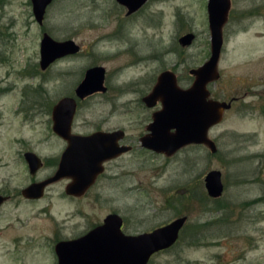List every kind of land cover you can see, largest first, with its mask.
Listing matches in <instances>:
<instances>
[{
	"label": "rangeland",
	"instance_id": "obj_1",
	"mask_svg": "<svg viewBox=\"0 0 264 264\" xmlns=\"http://www.w3.org/2000/svg\"><path fill=\"white\" fill-rule=\"evenodd\" d=\"M208 1L148 0L127 16L116 0H55L40 25L31 0H0V191L11 195L0 209V264H58L59 240L82 235L111 212L134 234L188 217L178 243L150 264H264V0H231L220 78L209 85L212 98L232 101L209 131L217 153L194 144L172 156L140 148L160 108L146 107L142 97L158 75L172 70L187 88L190 70L211 55ZM44 32L75 39L81 53L43 71ZM187 33L195 39L183 46ZM92 66L106 69L107 91L80 101L73 130L124 129L137 148L111 164L117 178L104 177L84 198L66 197L65 182L38 200L24 198L22 189L52 173L64 146L53 131V105L74 96ZM28 150L44 161L34 176ZM211 170L222 172L219 198L205 187Z\"/></svg>",
	"mask_w": 264,
	"mask_h": 264
},
{
	"label": "water",
	"instance_id": "obj_2",
	"mask_svg": "<svg viewBox=\"0 0 264 264\" xmlns=\"http://www.w3.org/2000/svg\"><path fill=\"white\" fill-rule=\"evenodd\" d=\"M54 1L31 0L34 17L40 25L44 24L47 10ZM117 1L127 7L129 15L148 2ZM230 8L231 0L208 1L211 55L203 65L190 70L195 77L191 86L180 87L176 74L165 70L158 76L152 92L143 98L148 107H154L158 100L162 102V108L153 114L148 133L141 138V144L145 148L172 156L188 145L204 144L212 153H217V144L209 137V131L223 120L225 112L232 107V101L212 98L209 85L220 78L219 62L225 42L223 30ZM194 39V33H187L179 42L183 46H189ZM80 50V45L74 39L57 40L44 32L40 42V68L45 71L58 59L77 54ZM105 76L106 69L103 66L89 68L76 88V95L85 98L96 92L107 91ZM76 109V99L69 96L62 97L54 106L53 130L69 144L61 156L57 173L23 188L22 195L25 198L40 199L48 185L67 175L77 178L67 187V193L80 196L93 180L84 176L82 171L96 167V172H100L99 166L104 160L131 149L118 146L116 142L122 137L123 131L97 132L89 136L72 133ZM25 158L31 174H35L43 166L42 158L33 151L26 152ZM205 187L210 197H221L224 191L222 172L209 171L205 176ZM8 199V196L0 194V209ZM187 219V216H181L150 233L126 235L121 229V217L111 214L103 225L84 236L58 242L55 246L58 264H148L153 254L168 249L177 242Z\"/></svg>",
	"mask_w": 264,
	"mask_h": 264
},
{
	"label": "flooded vegetation",
	"instance_id": "obj_3",
	"mask_svg": "<svg viewBox=\"0 0 264 264\" xmlns=\"http://www.w3.org/2000/svg\"><path fill=\"white\" fill-rule=\"evenodd\" d=\"M117 1V0H116ZM118 2V1H117ZM119 3V2H118ZM120 4V3H119ZM121 5V4H120ZM123 7H125L124 5H122ZM126 9H127V7H125ZM127 12H128V9H127ZM136 13V12H135ZM135 13H133V14H135ZM133 14H131V15H129L128 13H126V15L127 16H132ZM56 39V38H55ZM71 39V38H70ZM75 40V39H74ZM76 41V40H75ZM77 44H79V43H77ZM80 45V44H79ZM80 47H81V45H80ZM81 50H82V48H81ZM81 50L77 53V54H74V55H69V56H66V57H64V58H61V59H58L57 61H59V60H62V59H65V58H68V57H72V56H76V55H78V54H80L81 53ZM56 61V62H57ZM56 62H54V63H56ZM53 63V64H54ZM52 64V65H53ZM51 65V66H52ZM50 66V67H51ZM92 67H94V66H92ZM89 68H91V67H89ZM88 68V69H89ZM88 69H86V71L88 70ZM86 71H85V73H86ZM165 71V70H164ZM172 71V70H171ZM163 72V71H162ZM161 72V73H162ZM85 73H84V76H85ZM160 73V74H161ZM175 73V72H174ZM159 74V75H160ZM176 74V73H175ZM158 75V76H159ZM177 76V75H176ZM83 79H84V77H83ZM82 79V80H83ZM105 79H106V76H105ZM157 80H158V77H157V79H156V81L153 83V86L151 87V90H150V92L147 94V95H149L151 92H152V90H153V88H154V86L156 85V83H157ZM193 81H194V79H193ZM82 82V81H81ZM81 82H79L78 83V85L81 83ZM177 82H178V85H179V80H178V77H177ZM193 83V82H192ZM78 85H77V87H78ZM180 86V85H179ZM191 86V85H190ZM76 87V88H77ZM180 87H182V86H180ZM76 88H75V95L74 96H69V97H73V98H75L76 99V102H77V109H76V113H77V111H79V109H80V107H81V105H82V102H80L81 100H86L88 97H90V96H92V95H94V94H96V93H105V92H102V91H100V92H96V93H94V94H92V95H89V96H87V97H85V98H79L77 95H76ZM184 88V87H183ZM211 91V90H210ZM147 95H145V96H147ZM145 96H143L142 97V101H143V98L145 97ZM211 96H212V92H211ZM65 97V96H64ZM60 100V99H59ZM58 100V101H59ZM57 103V102H56ZM56 103L53 105V107H52V110H51V115H52V122H53V109H54V106L56 105ZM143 103L145 104V102L143 101ZM158 105H160V108L159 109H156V110H154L153 111V113H152V115H151V121L148 123V125L146 126V132L145 133H143L141 136H140V138H139V143H140V148L141 149H144V150H146V151H152V152H155V151H153V150H150V149H148V148H145L144 146H142V144H141V138L143 137V136H145L147 133H148V126H149V124L150 123H152V121H153V114L156 112V111H158V110H160L161 108H162V102L160 101V100H158L157 101V104L154 106V107H148L146 104H145V106L146 107H148V108H155V107H157ZM76 115V114H75ZM74 118H75V116H74ZM74 121V120H73ZM73 124H74V122H73ZM73 124H72V133H75V134H80V135H83V136H89V135H92V134H94V133H97V132H106V133H113V132H116V131H123V135H122V137L121 138H119L116 142H117V144H118V146H127V147H130L131 149L130 150H128V151H125V152H123V153H121L120 155H118V156H115V157H112V158H108V159H106V160H104L102 163H101V165L99 166V168H101V170H100V172H96V167H94V168H89V169H86V170H84V171H82V174L84 175V176H86V177H90V178H93V180H92V183H91V185L89 186V188L84 192V194H82V195H80V196H78V195H71V194H68L67 193V187L71 184V183H73V182H75V180H77V178H74L73 176H70V175H67V176H64V177H62V178H60L59 180H57V181H55V182H53L52 184H54V183H60V182H65V189H64V194L66 195V197H70V198H84V197H86L87 195H89L92 191H93V189L94 188H96L98 185H99V183H100V181L104 178V177H106L107 179H111V180H114L115 178H117V176H116V174H114L113 172H112V170H111V164L112 163H114L115 161H117L118 159H120L121 157H123L125 154H127V153H129V152H131V151H133V150H135V148H137V147H135V145H133V144H129L128 142H127V140H126V138H127V134H126V131L124 130V129H119V128H116V129H103L102 128V126H99V127H97L95 130H93V131H90V132H83V133H81V132H76V131H74L73 130ZM54 131V130H53ZM55 133V132H54ZM56 134V133H55ZM56 136L58 137V139L59 140H61V142L64 144V146H63V148H62V152H61V154H60V156H58L53 162H54V169H53V171H52V173L50 174V175H48L46 178H44V179H41V180H38V181H33L32 183H34V182H41V181H44V180H46V179H48V178H50V177H53L56 173H57V171H58V169H59V165H60V160H61V156H62V154H63V152L66 150V148L68 147V141L66 140V139H64L63 137H61V136H59L58 134H56ZM109 143H114V142H112V141H108ZM194 145H199V144H194ZM202 145H204V144H202ZM204 146H206V145H204ZM28 151H33V150H28ZM28 151H26V152H28ZM25 152V153H26ZM34 152V151H33ZM25 153H24V158H25ZM155 153H158V152H155ZM158 154H163V153H158ZM165 155V154H164ZM167 156V155H166ZM25 160H26V158H25ZM43 160V159H42ZM27 162V161H26ZM28 164V163H27ZM43 166H44V161H43ZM43 166L41 167V168H43ZM28 167H29V165H28ZM40 168V169H41ZM39 169V170H40ZM113 169V168H112ZM30 170V169H29ZM38 170V171H39ZM37 171V172H38ZM112 172V173H109V172ZM36 172V173H37ZM36 173L35 174H31V175H36ZM31 183V184H32ZM52 184H50V185H52ZM30 185V184H29ZM50 185H48L47 187H46V189H48L49 188V186ZM46 189H45V192H46ZM21 193H22V191H21ZM0 194H2V195H4V196H8L9 197V199L11 198V195L10 194H8L7 192H3V191H0ZM44 195H45V193H44ZM43 195V196H44ZM23 196V195H22ZM101 196V194L100 193H98L97 195H96V197H100ZM24 197V196H23ZM25 198V197H24ZM27 199V198H26ZM29 200H38V199H29ZM2 207V206H1ZM111 214H117V215H119L120 217H121V219H122V227H121V229H122V231H123V233L124 234H126V235H139V234H143V233H150V232H152V231H154L155 229H157V228H160V227H163V226H165V225H167V224H169V223H171L172 221H174L175 219H177V218H179V217H181V216H179V217H177V218H175V219H173V220H171V221H169V222H166V223H163L162 225H160V226H157V227H155V228H153V229H151V230H149V231H144V232H142V233H137V234H134V233H127V231L125 230V228H126V220H125V218L120 214V213H118V212H111V213H108L105 217H104V219L101 221V222H98V223H95L94 224V226L90 229V230H88L87 232H85V233H83L82 235H80V236H78V237H75V238H71V239H62V240H59L58 242H60V241H63V240H72V239H76V238H79V237H81V236H84L85 234H87L88 232H90L91 230H93L94 228H96L97 226H101V225H103L104 223H105V220H106V218L109 216V215H111ZM185 227V225L183 226V228ZM183 228L180 230V233H179V238H178V240H177V242L173 245V246H171L170 248H168V249H164V250H161V251H159V252H156L155 254H153L152 256H151V258H150V260H149V262H148V264H150V262H151V259L153 258V256H155L156 254H158V253H162V252H165V251H168V250H170V249H172L177 243H178V241H179V239H180V237H181V233H182V231H183ZM57 242V243H58ZM56 243V244H57ZM56 244H55V246H56ZM56 252V251H55ZM57 255V254H56Z\"/></svg>",
	"mask_w": 264,
	"mask_h": 264
}]
</instances>
